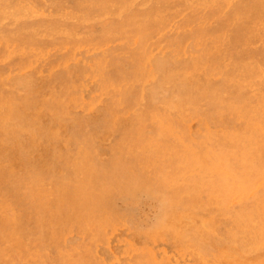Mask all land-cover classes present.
<instances>
[{
    "label": "rangeland",
    "instance_id": "rangeland-1",
    "mask_svg": "<svg viewBox=\"0 0 264 264\" xmlns=\"http://www.w3.org/2000/svg\"><path fill=\"white\" fill-rule=\"evenodd\" d=\"M262 160L264 0H0V264H264Z\"/></svg>",
    "mask_w": 264,
    "mask_h": 264
},
{
    "label": "bare ground",
    "instance_id": "bare-ground-1",
    "mask_svg": "<svg viewBox=\"0 0 264 264\" xmlns=\"http://www.w3.org/2000/svg\"><path fill=\"white\" fill-rule=\"evenodd\" d=\"M170 28V27H169ZM168 28V29H169ZM109 34V33H108ZM233 40V39H232ZM47 48V47H46ZM115 48V47H114ZM27 50V49H26ZM35 51H37V50H35ZM192 51V50H191ZM45 52V51H44ZM185 52V51H184ZM40 53H42V52H40ZM104 53V52H103ZM42 54H44V53H42ZM37 55H39V54H37ZM175 55V54H174ZM44 56V55H43ZM36 58V57H35ZM41 59V58H40ZM217 59V58H216ZM64 61V60H63ZM91 63V62H90ZM216 63V62H215ZM94 67H95V65H94ZM51 68H53L52 66H51ZM102 68V67H101ZM49 70V69H48ZM51 70V69H50ZM55 70V69H54ZM52 71V70H51ZM94 72V71H93ZM103 73V72H102ZM171 73V72H170ZM172 74V73H171ZM191 76H192V74H191ZM193 77V76H192ZM195 77V76H194ZM172 79H173V77H172ZM99 80V79H98ZM123 81V80H122ZM200 81V80H199ZM208 81V80H207ZM99 82V81H98ZM105 82V81H104ZM109 82H111L112 83V81H109ZM195 82V81H194ZM101 83V82H100ZM108 84V83H107ZM114 84V83H113ZM116 86V85H115ZM121 86V85H120ZM109 87V86H108ZM105 89V88H104ZM121 88H119V90H120ZM211 89V88H210ZM101 90H103V89H101ZM201 90V89H200ZM212 90V89H211ZM122 91V90H121ZM46 96V95H45ZM115 96H117V95H115ZM249 99V98H248ZM120 100V99H119ZM186 100V99H185ZM191 100V99H190ZM61 101V100H60ZM187 101H189L188 99H187ZM200 101H202V100H200ZM114 102H115V100H114ZM189 103H191V101H189ZM193 103V102H192ZM198 103H199V101H198ZM197 103V104H198ZM195 104V103H194ZM196 106V105H195ZM199 106V105H198ZM201 107H203L202 105H200ZM172 107V106H171ZM190 108L192 107V106H189ZM222 109V108H221ZM220 109V110H221ZM172 110V109H171ZM203 113V112H202ZM221 113V112H220ZM179 114V113H178ZM160 116H158V118H159ZM162 121V120H161ZM164 122H166V121H164ZM156 123V122H155ZM163 123V122H162ZM168 124V123H167ZM51 126V125H50ZM48 127V126H47ZM225 128V127H224ZM51 133V132H50ZM52 137H54V136H52ZM193 137V136H192ZM55 138V137H54ZM196 138V137H195ZM67 139H69V138H67ZM67 143V142H66ZM69 146V145H68ZM95 148V147H94ZM88 150V149H87ZM118 155V154H117ZM238 156V155H237ZM256 156V155H255ZM242 158V157H241ZM262 159H263V157H262ZM240 160V159H239ZM258 160V159H257ZM260 160V159H259ZM258 160V161H259ZM238 161V160H237ZM264 160H262V162H263ZM64 162V161H63ZM260 162V161H259ZM52 163V162H51ZM256 164V163H255ZM259 164H261V163H259ZM248 165V164H247ZM264 165V164H263ZM257 166V165H256ZM242 167H243V165H242ZM247 167V166H246ZM252 167H254V166H252ZM234 168V167H233ZM239 168H241V167H239ZM248 168V167H247ZM247 168H245V169H247ZM263 168V167H262ZM212 169V168H211ZM211 169H209V170H211ZM207 170H208V168H207ZM254 170H255V168H254ZM262 170V169H261ZM264 170V169H263ZM135 171V170H134ZM252 171V170H251ZM256 171H257V169H256ZM259 171V170H258ZM244 172H246V171H244ZM222 173V172H221ZM234 173H235V171H234ZM251 173V172H250ZM250 173H249V175H250ZM253 173V172H252ZM261 173V172H260ZM236 174V173H235ZM239 174V173H238ZM245 174V173H244ZM215 175V174H214ZM222 175V174H221ZM241 175V174H240ZM238 176V175H237ZM226 178V177H225ZM241 178H242V176H241ZM236 179V178H235ZM120 180H122V179H120ZM237 180V179H236ZM238 180H239V178H238ZM220 181V180H219ZM243 181V180H242ZM135 182V181H134ZM218 182V181H217ZM228 183V182H227ZM263 183V182H262ZM241 184V183H240ZM262 185H264V184H262ZM233 187V186H232ZM205 188V187H204ZM225 188H227V186L225 187ZM224 188V189H225ZM203 189V188H202ZM209 189V188H208ZM217 190L219 189V187L218 188H216ZM221 189V188H220ZM136 190V189H135ZM214 190V189H213ZM216 190V191H217ZM235 190V189H234ZM204 191V190H203ZM202 191V192H203ZM206 192V194H208L207 193V191H205ZM210 193V192H209ZM216 193V192H215ZM232 193V192H231ZM161 194V193H160ZM203 194V193H202ZM196 195V197H197V193L195 194ZM198 195H199V193H198ZM214 196V195H213ZM219 196V195H218ZM194 199H195V197H194ZM201 199V198H200ZM200 199H196V201L198 200V201H200ZM212 199H214V198H212ZM220 199V198H219ZM222 199V198H221ZM224 199H225V196H224ZM204 201V200H203ZM218 201V200H217ZM222 201H223V199H222ZM190 202H192V201H190ZM201 202H202V200H201ZM112 203V202H111ZM186 203H188L189 204V202H186ZM185 203V204H186ZM193 203V202H192ZM198 203V202H197ZM215 203V202H214ZM170 203L168 202V205H169ZM194 204H196V202L194 203ZM200 204V203H199ZM218 204V203H217ZM221 204V203H220ZM226 204V203H225ZM228 204V203H227ZM226 204V205H227ZM242 204V203H241ZM190 205V204H189ZM192 205V204H191ZM197 205V204H196ZM195 205V206H196ZM203 205V204H202ZM239 205V204H238ZM240 206V205H239ZM193 207H194V205H193ZM201 207V206H200ZM210 207V206H209ZM213 207V206H212ZM222 207V206H221ZM10 208V207H9ZM81 208V207H80ZM196 209V208H195ZM200 209V208H199ZM215 209V208H214ZM210 210H211V208H210ZM228 210L229 209H227V212H228ZM237 210V209H236ZM242 210H243V206H242ZM216 211V210H215ZM231 211V210H230ZM229 211V212H230ZM239 211V210H238ZM218 212V211H217ZM252 212V211H251ZM219 214H220V212H218ZM232 213V212H231ZM237 213V212H236ZM42 214V213H41ZM85 214V213H84ZM224 214V213H223ZM245 214H246V212H245ZM222 215V214H221ZM233 215H235L234 213H233ZM237 215V214H236ZM248 215H249V213H248ZM247 215V216H248ZM238 216H239V214H238ZM244 216V215H243ZM40 217H42L41 215H40ZM229 218V217H228ZM230 218L231 219H235L234 217L232 218L231 216H230ZM238 218H240V216L238 217ZM242 218V217H241ZM19 219V218H18ZM245 219V218H244ZM38 220V219H37ZM226 220V219H225ZM237 220V219H236ZM236 220H235V222H236ZM252 220V219H251ZM230 221V220H229ZM239 221H241L240 219H239ZM239 221L237 220V224L239 223ZM243 221V220H242ZM245 222V221H244ZM254 222V221H253ZM39 223V222H38ZM41 223V222H40ZM236 223H234V224H236ZM242 224H244V223H242ZM252 224V223H251ZM224 225V224H223ZM230 225V224H229ZM232 225V224H231ZM254 225V224H253ZM228 226V225H227ZM227 226H224L225 228L227 227ZM237 226V225H236ZM240 226V225H239ZM231 227H234V226H231ZM238 227V226H237ZM241 227H243L242 225H241ZM245 228V227H244ZM229 229V228H228ZM231 229V228H230ZM229 229V230H230ZM238 229V228H237ZM247 229H249V228H247ZM223 230V229H222ZM225 230V229H224ZM226 230H227V228H226ZM241 230V229H240ZM217 232V231H216ZM228 232V231H227ZM230 232H231V230H230ZM229 232V233H230ZM240 232V231H239ZM242 232V231H241ZM243 232H244V230H243ZM234 233V232H233ZM238 233V232H237ZM227 234V233H226ZM225 234V235H226ZM232 234V233H231ZM239 234V233H238ZM217 235V234H216ZM223 235V234H222ZM228 235V234H227ZM236 233H235V237H236ZM240 235V234H239ZM253 235V234H252ZM241 236H242V234H241ZM217 237H219V236H217ZM224 237H226V236H224ZM240 237V236H239ZM255 237V236H254ZM229 238V237H228ZM228 238H226V239H228ZM230 239V238H229ZM232 239H234V238H232ZM240 239V238H239ZM251 239V238H250ZM231 240V239H230ZM230 240H228V241H230ZM246 240V239H245ZM252 240V239H251ZM241 242H243V241H241ZM238 243H240L239 241H238ZM245 244V243H244ZM243 244V245H244ZM86 262V261H85ZM84 262V263H85ZM86 264H88L87 262H86Z\"/></svg>",
    "mask_w": 264,
    "mask_h": 264
}]
</instances>
